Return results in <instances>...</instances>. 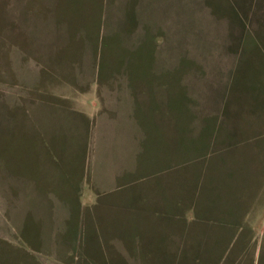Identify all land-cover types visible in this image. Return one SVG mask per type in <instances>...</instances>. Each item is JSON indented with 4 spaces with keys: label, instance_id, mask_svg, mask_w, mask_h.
<instances>
[{
    "label": "rangeland",
    "instance_id": "374dc122",
    "mask_svg": "<svg viewBox=\"0 0 264 264\" xmlns=\"http://www.w3.org/2000/svg\"><path fill=\"white\" fill-rule=\"evenodd\" d=\"M9 3L0 0V79L21 72L38 100L63 105L46 113L34 103L33 130L18 107L8 120L0 111V264H264V65L241 48L232 1L188 0L186 33H169L160 17L141 42L130 19L79 17L92 29L76 41L65 34L68 44L53 50L57 78L34 55L8 60ZM84 41L92 65L74 81L73 59L83 56L72 45ZM119 67L138 124L127 117L93 132L90 86ZM217 150L237 153L236 166L227 158L223 172Z\"/></svg>",
    "mask_w": 264,
    "mask_h": 264
},
{
    "label": "crops",
    "instance_id": "0c3cea01",
    "mask_svg": "<svg viewBox=\"0 0 264 264\" xmlns=\"http://www.w3.org/2000/svg\"><path fill=\"white\" fill-rule=\"evenodd\" d=\"M187 1L188 0H10V9L17 13L13 12V25H10L7 30L9 33V49L6 50V55L8 60H10V63L15 65L17 62L21 64L24 63L26 57V61L28 59L31 61L30 58H33L34 55L39 58V60H42V64H44L46 68V73H51V76L57 78L60 72L59 70V72L57 71L58 65H56L57 68H52L50 65H54V51L63 47L65 48V45L69 42L66 41L67 43L65 44V34H71L76 41V39H79L80 34H85V32H89L92 29V25H90L92 24L91 22H84V24L81 22V24L79 22V17H93V15H96L95 17L99 16L104 19L110 15L122 16V22L125 23V26L128 19H130L129 23H133L136 27L135 33L139 32L142 34L141 42L145 32L144 25L148 24L150 27V29H148L149 31H158L157 27L160 26V17L165 21V24H162V27L166 28L169 33H186V21L182 19V16L185 17L188 10ZM231 1L234 6V13L233 16H231V18H233L232 22L234 24H237L235 21L239 22L238 33L242 34V37L239 39L241 48L247 47V49H251L248 52L250 54L253 51L252 55H254L256 59L259 57L258 53L260 50V57L262 59L260 61L255 59L253 63L255 65H264V0ZM240 1L243 3L240 4ZM17 15H19V18H17ZM69 17H73L72 19L76 22H71ZM177 17H179L178 22ZM124 20H126V22ZM233 23L231 24V27L236 28ZM75 25H77L76 29H74ZM243 25H246L247 27L245 35L243 34ZM85 26H90V29H85ZM45 27H47V32L49 34L45 38H35L33 32ZM13 31H15V33L13 37H11ZM75 34L77 35L75 36ZM233 47H236V45ZM72 48H80L82 50L81 55H78L83 56L82 60H80V57L73 59V61H75L74 64H78V67L75 70L76 73L74 74V81L80 80L82 82V80H85L86 78V69L90 70L88 67L92 65L88 52L84 51L89 50L90 46L87 44V41H84L82 45H72ZM237 48H239V45H237ZM50 50H52L51 53ZM168 60L169 66L167 70L170 71L173 69V62H170V57ZM248 61L249 64L252 63V59L249 57ZM234 64H236L235 61ZM31 68L32 72H36V68L33 67V65ZM17 72V68L13 67L10 76L17 74ZM19 74L22 76H20L18 81L16 79L9 80L8 77L6 79V75L2 74L3 78L0 79V96L6 98L7 104H5V101H0V106L3 103V106L0 107V111L4 110L3 118L4 120H8V117L5 115L7 113V108L12 109V107H18V109L25 112L27 118L31 121V123H28L27 121L25 122V128L33 130L34 127L38 128V126L32 125L33 104L35 103L34 107H38L39 104L41 108L46 105L47 113V104H50V107H62V99L53 100L48 98V101L38 100L39 98L36 95L35 83L29 81L26 76L25 80L23 73L20 72ZM111 75L109 74V77L107 79L105 78V82L102 83L99 89L96 81L90 86V89L93 87L91 89L93 90V95L89 99L92 108L90 128L93 132L96 127H101V124H105L104 127L108 126L109 129L114 127L112 126L113 124H118L120 127L123 122H126L127 117H131L132 110L128 108L129 102L127 101V96H131L130 94L132 93L131 90L127 89L128 79L125 73H123L121 67H119L118 71L114 70ZM14 82L17 84H14ZM13 85H17V88ZM43 93H45L44 96L47 97L51 95L48 90H43ZM187 94L189 93L187 92ZM55 96L62 95L59 94ZM122 96L124 99H122ZM47 97L45 98L47 99ZM57 101H59V103H57ZM72 109L76 111L74 108ZM188 109L190 115L187 123L191 124V114L193 113V110L189 106ZM199 111L201 112V110ZM76 112L80 113L79 110ZM1 120L0 112V122ZM131 120L132 123L138 124L137 119L131 117ZM47 139L46 136V142L41 143V145L44 144L46 147L43 148V150L45 149L47 151L45 155L51 154L49 153L48 147L52 144L50 141L53 138H49L50 140L48 141ZM217 154H220L218 166L222 168L223 172L226 168L230 167V164L228 163L229 159H232L233 161V158L237 155V153L233 152L230 154H223L218 150ZM224 155L227 156L225 157ZM51 160L54 161V158H51ZM226 160L228 161L227 163ZM233 164L236 166L234 161ZM223 177H225V174H222L220 177L222 181ZM38 192L40 191L38 190Z\"/></svg>",
    "mask_w": 264,
    "mask_h": 264
}]
</instances>
